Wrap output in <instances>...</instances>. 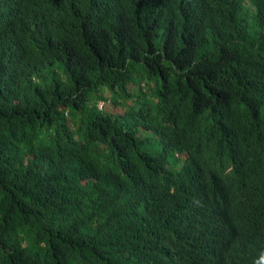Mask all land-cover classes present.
I'll use <instances>...</instances> for the list:
<instances>
[{
    "label": "trees",
    "instance_id": "16d2710c",
    "mask_svg": "<svg viewBox=\"0 0 264 264\" xmlns=\"http://www.w3.org/2000/svg\"><path fill=\"white\" fill-rule=\"evenodd\" d=\"M228 227L264 234V0H0V264H231Z\"/></svg>",
    "mask_w": 264,
    "mask_h": 264
},
{
    "label": "clouds",
    "instance_id": "9594fccd",
    "mask_svg": "<svg viewBox=\"0 0 264 264\" xmlns=\"http://www.w3.org/2000/svg\"><path fill=\"white\" fill-rule=\"evenodd\" d=\"M194 222L196 213L193 215ZM211 245L217 248L219 255L231 264H264V246L260 243L264 240V234L256 237L249 246H241L238 232L228 227L222 237L215 238V232L208 235Z\"/></svg>",
    "mask_w": 264,
    "mask_h": 264
},
{
    "label": "rangeland",
    "instance_id": "374dc122",
    "mask_svg": "<svg viewBox=\"0 0 264 264\" xmlns=\"http://www.w3.org/2000/svg\"><path fill=\"white\" fill-rule=\"evenodd\" d=\"M127 87H128V89L131 90V91H134V89L136 88V86H135L134 84H127ZM96 105H97L98 107H100V106H101V102H100V101L96 102ZM107 107H110V106L107 105Z\"/></svg>",
    "mask_w": 264,
    "mask_h": 264
},
{
    "label": "built area",
    "instance_id": "2783aa9c",
    "mask_svg": "<svg viewBox=\"0 0 264 264\" xmlns=\"http://www.w3.org/2000/svg\"><path fill=\"white\" fill-rule=\"evenodd\" d=\"M98 107V106H97Z\"/></svg>",
    "mask_w": 264,
    "mask_h": 264
}]
</instances>
